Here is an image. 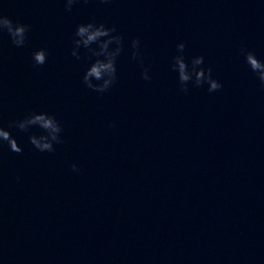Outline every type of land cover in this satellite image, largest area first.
<instances>
[{
    "label": "water",
    "instance_id": "1",
    "mask_svg": "<svg viewBox=\"0 0 264 264\" xmlns=\"http://www.w3.org/2000/svg\"><path fill=\"white\" fill-rule=\"evenodd\" d=\"M0 11L30 26L22 47L0 32V125L47 112L62 126L52 152L16 128L22 152L0 143V264H264V87L241 52L264 60V0H0ZM90 20L124 38L103 93L82 80L95 57L72 55ZM180 42L221 89H180Z\"/></svg>",
    "mask_w": 264,
    "mask_h": 264
},
{
    "label": "clouds",
    "instance_id": "2",
    "mask_svg": "<svg viewBox=\"0 0 264 264\" xmlns=\"http://www.w3.org/2000/svg\"><path fill=\"white\" fill-rule=\"evenodd\" d=\"M74 2L76 0H66V8L70 10ZM29 28V25L19 20L13 21L8 15L0 11V32L6 31L12 44L16 47H22L25 44ZM74 35L72 55L79 59L78 49L83 47L87 50L89 58L95 57L84 72L82 77L84 84L99 93L107 91L117 79L116 59L124 49V38L116 32L114 25L107 27L104 23H97L94 20L78 24ZM139 45V38H133L131 55L134 60L138 59L143 65ZM176 47L178 52L172 58L171 68L177 74V80L182 91H188L189 82H192L196 87L207 84L209 92L222 88L221 82L213 77L211 67L203 66L204 57L202 55L193 56L188 61L184 57L185 43L180 42ZM241 52L250 70L256 75L261 86L264 87V60L259 59L252 50L242 48ZM32 58L36 65H43L46 62L47 52L44 48L37 49L32 53ZM141 75L145 80L151 79L146 67ZM110 126H114V124ZM12 128L30 133L29 142L41 152H52L54 151V144L62 142L61 124L54 115L47 112H30L20 119L9 121L7 128L0 125V143L6 142L11 151L20 153L22 148L12 135L10 131ZM32 128H39L42 131L37 134L31 132ZM71 167L73 171H78L75 164H72Z\"/></svg>",
    "mask_w": 264,
    "mask_h": 264
}]
</instances>
